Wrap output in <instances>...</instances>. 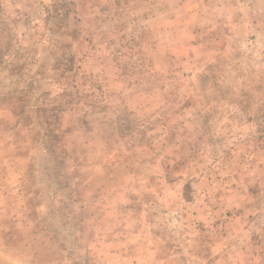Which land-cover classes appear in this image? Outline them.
<instances>
[{
	"label": "rangeland",
	"instance_id": "rangeland-1",
	"mask_svg": "<svg viewBox=\"0 0 264 264\" xmlns=\"http://www.w3.org/2000/svg\"><path fill=\"white\" fill-rule=\"evenodd\" d=\"M0 264H264V0H0Z\"/></svg>",
	"mask_w": 264,
	"mask_h": 264
}]
</instances>
